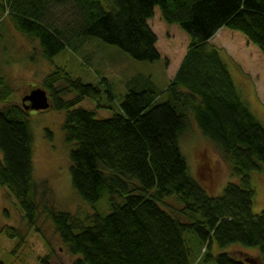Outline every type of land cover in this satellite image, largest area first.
<instances>
[{"label":"trees","instance_id":"16d2710c","mask_svg":"<svg viewBox=\"0 0 264 264\" xmlns=\"http://www.w3.org/2000/svg\"><path fill=\"white\" fill-rule=\"evenodd\" d=\"M157 8L165 23L191 39L164 103L156 91H131L120 114L98 120L95 112L78 107L88 99L98 102L100 88L62 69L39 86L53 111L67 113L63 131L73 146L74 191L90 205L106 200L111 213L80 219L49 207L47 183L33 177L34 136L22 103L34 88L14 90L1 70L0 188L16 200L29 229H36L43 213L48 216L76 258L73 264H264V211L253 214L251 182L252 173L264 172V127L243 101L221 50L211 44L229 29L264 55V0H0V21L6 18L14 32L37 43L47 61L97 39L154 64L161 60L150 26ZM193 121L239 181L228 184L221 197H210L192 177L181 151L180 139ZM2 234L19 247L24 243L19 230ZM193 245L199 259L193 260ZM232 246L259 254L238 259L213 253Z\"/></svg>","mask_w":264,"mask_h":264},{"label":"rangeland","instance_id":"374dc122","mask_svg":"<svg viewBox=\"0 0 264 264\" xmlns=\"http://www.w3.org/2000/svg\"><path fill=\"white\" fill-rule=\"evenodd\" d=\"M1 24L4 27L0 30V70L14 90L24 86L38 89L47 76L62 69L73 79L101 89L98 102L88 99L78 107L95 112L98 120L120 114L124 97L131 91L146 89L163 94L176 77L191 44L190 37L178 26L163 21L159 8L150 23L158 37L157 49L161 55V60L154 64L137 62L119 48L97 39L90 40L79 51L66 50L52 61H47L41 58L38 44L30 43L14 32L6 18H2ZM213 44L227 57L226 63L243 101L264 127V55L241 33L229 29H223ZM104 80L108 81V85ZM22 95L21 92L19 97ZM165 101L166 95L163 94L160 103ZM3 107L0 105V109ZM66 116V112L58 111L30 114L34 136V180L47 183L50 190L49 207L52 206L57 212L70 213L80 219L97 212L108 215L111 209L106 200L90 205L82 201L73 189L70 174L73 146L66 143L63 131ZM180 148L192 177L210 197H221L228 184L239 182L233 176L232 165L202 135L194 121L180 139ZM251 182L255 190L253 214L259 215L264 211V172L252 173ZM168 202L173 204L172 200ZM6 228H14L22 233L24 243L20 247L16 240H8L2 234ZM190 247L193 260L199 259V248L194 245ZM16 248L17 253L8 258ZM213 253H230L243 259L247 255L258 256L259 251L232 246L225 250L215 247ZM46 258L49 264H73L76 261L60 241L46 214L40 216L36 229H29L16 200L6 189L0 188V259H7L8 264H44ZM194 264H198V261Z\"/></svg>","mask_w":264,"mask_h":264},{"label":"water","instance_id":"95a60500","mask_svg":"<svg viewBox=\"0 0 264 264\" xmlns=\"http://www.w3.org/2000/svg\"><path fill=\"white\" fill-rule=\"evenodd\" d=\"M25 111L30 115L33 112L53 111L54 106L46 91L41 88L34 89L23 101Z\"/></svg>","mask_w":264,"mask_h":264},{"label":"crops","instance_id":"0c3cea01","mask_svg":"<svg viewBox=\"0 0 264 264\" xmlns=\"http://www.w3.org/2000/svg\"><path fill=\"white\" fill-rule=\"evenodd\" d=\"M151 23V22H150ZM151 26V25H150ZM222 31V30H221ZM221 31L215 36V38L211 41V44L212 45H214L213 44V41L220 35V33H221ZM215 46V45H214ZM219 49V48H218ZM225 60L227 61L228 59H227V57L225 56Z\"/></svg>","mask_w":264,"mask_h":264}]
</instances>
